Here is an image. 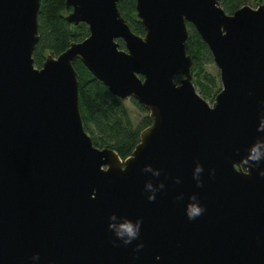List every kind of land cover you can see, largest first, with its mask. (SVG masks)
I'll use <instances>...</instances> for the list:
<instances>
[{
	"label": "water",
	"instance_id": "water-1",
	"mask_svg": "<svg viewBox=\"0 0 264 264\" xmlns=\"http://www.w3.org/2000/svg\"><path fill=\"white\" fill-rule=\"evenodd\" d=\"M119 1L65 0L89 35L36 68L41 0H0V264H264V159L250 158L264 151V4L229 15L221 0H135L140 36ZM187 23L219 72L211 105L192 83ZM77 61L148 113L124 160L84 130ZM148 182L164 184L153 201ZM192 196L205 211L190 221ZM113 213L142 222L137 241L115 240Z\"/></svg>",
	"mask_w": 264,
	"mask_h": 264
},
{
	"label": "trees",
	"instance_id": "trees-1",
	"mask_svg": "<svg viewBox=\"0 0 264 264\" xmlns=\"http://www.w3.org/2000/svg\"><path fill=\"white\" fill-rule=\"evenodd\" d=\"M247 0H221L220 5L226 14H232L245 5ZM264 4V0H259ZM118 10L131 31L143 36L144 29L136 18L135 0H121ZM70 11L65 7V0H41L37 15L39 39L32 53L33 64L41 68L45 57H56L64 52L72 42H80L89 35L84 23L69 24L65 15ZM188 37L185 51L192 59L191 73L193 81L204 98L213 101L217 87L216 79L205 70V65L212 63V56L194 27L187 23ZM120 49H124L122 40H117ZM74 69L78 74V105L84 130L91 137L95 147L114 150L120 159L130 156L139 143V133L150 125L145 117L138 127L133 123L122 101L112 95L108 88L96 79L77 61ZM180 77L175 78L178 82ZM213 94V95H212ZM140 111L146 112L135 100L130 99Z\"/></svg>",
	"mask_w": 264,
	"mask_h": 264
},
{
	"label": "clouds",
	"instance_id": "clouds-1",
	"mask_svg": "<svg viewBox=\"0 0 264 264\" xmlns=\"http://www.w3.org/2000/svg\"><path fill=\"white\" fill-rule=\"evenodd\" d=\"M262 145L258 143L255 145L250 151V158L255 164H258L261 159H264V151H261ZM145 171H151L153 176L158 177L160 175L159 170H153L150 167L145 168ZM203 172L202 166L197 165L193 171V180L196 182L197 187H202V181L200 178V174ZM209 174H212V170H210ZM260 176L264 177V172L259 173ZM179 183V180L176 181ZM164 184L160 183L156 187H153L151 182L145 184V190L148 191V199L149 201L155 200L156 192L159 189H163ZM178 200H182L183 196L180 195L177 197ZM205 209L200 205L195 196L189 198V202L185 204L184 213L188 220H195L200 217L204 213ZM141 221L136 220L132 221L125 217H120L116 214H111L108 220V230L112 233L116 241H119L122 245H130L133 241H137L140 236V228ZM136 250L143 248L142 243H137L135 245ZM38 256H33L32 260H38Z\"/></svg>",
	"mask_w": 264,
	"mask_h": 264
},
{
	"label": "rangeland",
	"instance_id": "rangeland-1",
	"mask_svg": "<svg viewBox=\"0 0 264 264\" xmlns=\"http://www.w3.org/2000/svg\"><path fill=\"white\" fill-rule=\"evenodd\" d=\"M261 2H259V0H247L245 5L251 7V8H255L257 7L258 4H260ZM205 67V70L212 74V76L216 79V82H217V87L214 89L213 91V94L218 90H220V81H219V72H218V69L216 68L215 64L212 62V63H209L207 65L204 66ZM193 77H192V83H193V86L195 88V91L197 94H200V91H199V88L196 86V84L194 83L193 81ZM212 94V95H213ZM202 97V96H201ZM209 105L212 104V100L209 99V98H204L202 97ZM122 101V104L123 106L126 108L127 110V113L133 123V126L136 128L139 126V124L141 123V121L148 116V113L147 112H142L140 111L135 105H133L130 101V99H126V100H121Z\"/></svg>",
	"mask_w": 264,
	"mask_h": 264
}]
</instances>
